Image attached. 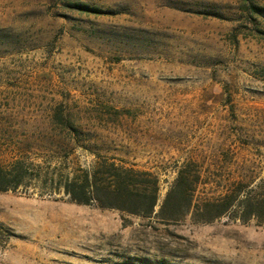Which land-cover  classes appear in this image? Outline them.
Wrapping results in <instances>:
<instances>
[{"label":"rangeland","instance_id":"1","mask_svg":"<svg viewBox=\"0 0 264 264\" xmlns=\"http://www.w3.org/2000/svg\"><path fill=\"white\" fill-rule=\"evenodd\" d=\"M96 154L158 176L151 217L65 193ZM0 167V264H264V221L202 215L264 192V0H0Z\"/></svg>","mask_w":264,"mask_h":264},{"label":"trees","instance_id":"2","mask_svg":"<svg viewBox=\"0 0 264 264\" xmlns=\"http://www.w3.org/2000/svg\"><path fill=\"white\" fill-rule=\"evenodd\" d=\"M82 9L100 11L87 4H79ZM18 182L14 184L16 186ZM199 181L191 178L186 167L181 168L164 200L161 213L165 207L185 203L187 210L193 205L194 192ZM216 198L207 202L208 209L202 214L204 221L221 217L235 208L234 218L243 222L251 219L264 221V192H259L242 180L233 182ZM10 188L8 175L0 167V190ZM63 189L74 202L96 204L101 208L117 209L133 215L151 217L159 200V179L152 171L128 165L114 157L96 154L87 166H80L76 171L65 175ZM212 206L221 210L212 213ZM186 212H183V216ZM181 216V217H182ZM173 217V216H172ZM176 217V216H175Z\"/></svg>","mask_w":264,"mask_h":264}]
</instances>
